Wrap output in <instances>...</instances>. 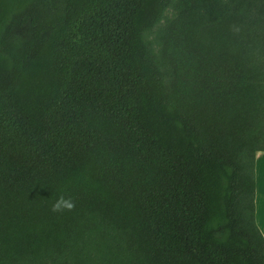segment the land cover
Here are the masks:
<instances>
[{
	"label": "trees",
	"instance_id": "obj_1",
	"mask_svg": "<svg viewBox=\"0 0 264 264\" xmlns=\"http://www.w3.org/2000/svg\"><path fill=\"white\" fill-rule=\"evenodd\" d=\"M257 153L264 0H0V264H264Z\"/></svg>",
	"mask_w": 264,
	"mask_h": 264
},
{
	"label": "crops",
	"instance_id": "obj_2",
	"mask_svg": "<svg viewBox=\"0 0 264 264\" xmlns=\"http://www.w3.org/2000/svg\"><path fill=\"white\" fill-rule=\"evenodd\" d=\"M255 219L256 224L264 237V153H257L255 159Z\"/></svg>",
	"mask_w": 264,
	"mask_h": 264
},
{
	"label": "clouds",
	"instance_id": "obj_3",
	"mask_svg": "<svg viewBox=\"0 0 264 264\" xmlns=\"http://www.w3.org/2000/svg\"><path fill=\"white\" fill-rule=\"evenodd\" d=\"M75 207L74 201L71 199V197H64L61 196L55 204L52 206V211L53 212H60L63 210H68L71 211Z\"/></svg>",
	"mask_w": 264,
	"mask_h": 264
}]
</instances>
